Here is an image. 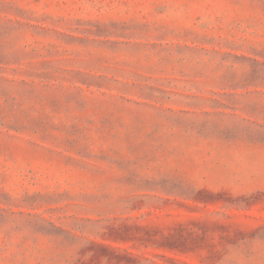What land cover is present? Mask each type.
<instances>
[{
	"label": "rangeland",
	"instance_id": "obj_1",
	"mask_svg": "<svg viewBox=\"0 0 264 264\" xmlns=\"http://www.w3.org/2000/svg\"><path fill=\"white\" fill-rule=\"evenodd\" d=\"M0 264H264V0H0Z\"/></svg>",
	"mask_w": 264,
	"mask_h": 264
}]
</instances>
